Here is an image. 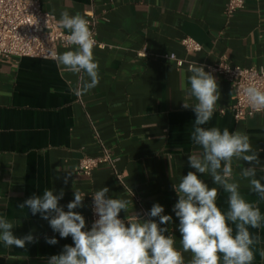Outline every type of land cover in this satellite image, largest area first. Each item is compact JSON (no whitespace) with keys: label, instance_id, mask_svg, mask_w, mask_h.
Segmentation results:
<instances>
[{"label":"crops","instance_id":"crops-1","mask_svg":"<svg viewBox=\"0 0 264 264\" xmlns=\"http://www.w3.org/2000/svg\"><path fill=\"white\" fill-rule=\"evenodd\" d=\"M227 0H42V8L59 21L61 13H77L96 19V36L104 48H94L99 65V83L77 95L74 91L88 77L63 72L55 60L40 58H0V215L13 222L14 235L29 232L38 242L25 248L10 249L0 242V264H47L59 254L71 237L61 239L40 215L19 208L26 198L42 195L45 189H63L65 206L73 189L85 194V207L77 209L89 216V198L108 187L112 198L129 201L127 217L143 208L161 204L173 223L167 225L175 236V247L182 251L179 220L172 208L177 195L172 185L194 171L188 156L200 151L191 140L195 114L182 108L183 102L196 101L188 94L191 73L184 65L155 58H138L146 46L153 55L174 53L178 58L213 65L225 60L232 65L264 70V0H244L245 6L232 18L224 14ZM68 33L66 29H62ZM200 44L197 52H187L183 38ZM70 50L59 49V53ZM220 89V100L211 121L204 127L239 130L246 133L254 150H264V111L236 120L228 107L234 101L230 84L213 74ZM54 90V91H53ZM99 141L114 158V166L101 164L90 176L76 168L83 156L99 155ZM259 157L264 163V151ZM246 162L233 160V181L240 184L246 200L258 203L264 215V201L250 191L240 173ZM72 176L67 185L64 177ZM257 178L264 170L257 169ZM120 176V178L118 177ZM209 187L218 188L217 205L227 211L228 194L212 183L210 175L200 177ZM264 183V179H262ZM121 218H125L122 211ZM163 226V225H162ZM234 227V225H233ZM259 235L253 248V264H264V225L250 229ZM55 236L56 245L45 242ZM185 264L191 253H183Z\"/></svg>","mask_w":264,"mask_h":264},{"label":"clouds","instance_id":"clouds-1","mask_svg":"<svg viewBox=\"0 0 264 264\" xmlns=\"http://www.w3.org/2000/svg\"><path fill=\"white\" fill-rule=\"evenodd\" d=\"M58 25L68 32L70 50L53 51L49 55L63 72L81 75L82 80L83 75L88 77L82 86L74 89L77 95H82L99 83V65L94 56L96 40L90 22L79 13L70 15L64 11ZM188 71L191 73L188 94L196 102H183L181 106L195 114L191 140L200 151L188 156V166L194 171H188L178 184L172 185L177 195L172 212L179 220L182 251L175 247V236L167 227L173 223V217L164 214L165 209L159 203H153L143 215L135 213L128 218L129 201L110 197V189L103 187L90 195L94 219L89 227L85 216L76 211L85 207L86 195L73 189L74 198L65 210L60 204L65 192L54 188L45 189L42 195L33 194L19 204V208L29 209L33 216L39 214L61 239H72V244H65L59 254L50 256L47 264H185L183 253H191L188 264H253V248L260 243V237L250 229L261 228L264 215L258 203L249 202L241 194L240 184L232 179V165L234 159L249 165L240 175L248 180L250 191L264 201V178L256 175L258 168L264 170L259 157L264 150H254L250 137L239 130L204 127L211 121L220 100L219 83L212 71H205L204 65L190 64ZM243 94L254 112L264 111V88L249 84L243 88ZM205 174L228 194L227 211L217 205L218 188L209 187L200 178ZM71 176L67 172L65 185ZM15 227L0 215V242L9 249L38 242L32 232L17 237L13 232ZM45 242L56 245L58 240L55 236H45ZM260 255L264 257V250Z\"/></svg>","mask_w":264,"mask_h":264},{"label":"built area","instance_id":"built-area-1","mask_svg":"<svg viewBox=\"0 0 264 264\" xmlns=\"http://www.w3.org/2000/svg\"><path fill=\"white\" fill-rule=\"evenodd\" d=\"M245 6L244 0H227L224 14L232 18ZM96 40L98 48L104 46L98 42L96 36V19L93 13L88 12L87 18ZM68 33L58 25L56 16L42 8V0H0V58H40L54 60L49 53L58 52L59 49L69 48L67 44ZM181 45L187 52H197L201 49L199 43L193 38L186 37ZM138 58H155L160 61L173 63L178 68L184 65L188 69L193 62L178 58L174 53L153 55L146 46L137 50ZM205 71H212L225 79L234 93V101L228 107L236 120L251 117L255 114L247 104L243 88L249 84H257L264 88V70L255 67H241L221 60L213 65H204ZM100 154L96 156H83L76 168L78 173L90 176L92 171L101 164L114 166V158L109 150L99 141ZM120 178V176H118ZM92 195V194H91ZM141 214H145L141 199L133 196ZM88 226L94 219L91 211V196L89 198ZM146 218V217H145ZM123 219V218H122Z\"/></svg>","mask_w":264,"mask_h":264}]
</instances>
